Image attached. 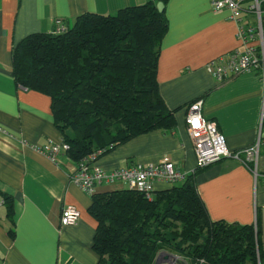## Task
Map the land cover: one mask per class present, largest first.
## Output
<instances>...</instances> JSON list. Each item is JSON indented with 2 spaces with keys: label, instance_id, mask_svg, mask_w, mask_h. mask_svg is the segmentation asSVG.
<instances>
[{
  "label": "crops",
  "instance_id": "obj_1",
  "mask_svg": "<svg viewBox=\"0 0 264 264\" xmlns=\"http://www.w3.org/2000/svg\"><path fill=\"white\" fill-rule=\"evenodd\" d=\"M155 0H0V264H97L92 250L97 222L89 214L91 196L70 181L76 165L65 153L53 162L33 146L58 143L50 98L15 85L13 47L33 33H50L60 20L70 27L81 14H114ZM211 0H168V29L157 63L159 93L173 112L172 131H153L120 145L94 163L110 172L128 165L169 161L183 173L196 169L193 143L186 131L187 108L202 101V115L216 124L227 149L238 152L257 138L263 84L259 74L244 73L218 81L206 72L213 59L240 51L238 24H256L251 0H236L240 22L227 10L213 11ZM264 7V0H261ZM255 180L242 162L223 159L201 169L196 188L212 221L250 225L264 209V144ZM155 191L170 188L159 183ZM119 190L100 189L97 193ZM10 200L11 213L4 199ZM66 206L80 212L76 225L61 227ZM264 239V218L262 217Z\"/></svg>",
  "mask_w": 264,
  "mask_h": 264
},
{
  "label": "trees",
  "instance_id": "obj_2",
  "mask_svg": "<svg viewBox=\"0 0 264 264\" xmlns=\"http://www.w3.org/2000/svg\"><path fill=\"white\" fill-rule=\"evenodd\" d=\"M167 1L109 15L84 13L62 30L59 20L52 32L30 34L13 47L15 85L50 98L60 140L69 147L65 155L75 163L174 129L157 83L168 22L156 4ZM201 169L150 198L128 189L92 195L97 264H155L161 252L187 264H263L261 210L250 225L212 221L196 188Z\"/></svg>",
  "mask_w": 264,
  "mask_h": 264
},
{
  "label": "built area",
  "instance_id": "obj_3",
  "mask_svg": "<svg viewBox=\"0 0 264 264\" xmlns=\"http://www.w3.org/2000/svg\"><path fill=\"white\" fill-rule=\"evenodd\" d=\"M210 7L215 12L227 10L230 20L240 22L239 15L242 8L238 1L211 0ZM248 11L255 14L256 24H238L235 36L241 50H235L228 55L211 60L205 70L218 81H227L244 73L259 74L263 84V101L255 143L241 151L230 152L216 124L202 115V101H195L187 108L185 125L193 143L196 168H205L223 159H234L244 163L257 180L260 177L257 171V161L260 147L264 144V32L261 27L264 10H262L261 0H251ZM33 149L56 162L57 155L65 153L69 147L60 140L58 143L49 142L43 146H33ZM184 176L169 161L128 165L107 172L94 163L93 156H88L77 163L76 170L70 176V181L90 196L102 188L119 187V189L135 191L150 198L157 184L165 183L172 186L183 180ZM261 215L264 218V209L261 210ZM79 218L80 212L75 207L66 206L61 210L59 225L61 227L74 226Z\"/></svg>",
  "mask_w": 264,
  "mask_h": 264
},
{
  "label": "water",
  "instance_id": "obj_4",
  "mask_svg": "<svg viewBox=\"0 0 264 264\" xmlns=\"http://www.w3.org/2000/svg\"><path fill=\"white\" fill-rule=\"evenodd\" d=\"M156 8L159 12H162L164 9V6L161 2L156 4ZM261 27L264 32V13L262 14L261 17ZM263 45H264V33H263ZM177 260V257L175 255L166 253V252H161L159 255L156 257L155 264H173Z\"/></svg>",
  "mask_w": 264,
  "mask_h": 264
},
{
  "label": "rangeland",
  "instance_id": "obj_5",
  "mask_svg": "<svg viewBox=\"0 0 264 264\" xmlns=\"http://www.w3.org/2000/svg\"><path fill=\"white\" fill-rule=\"evenodd\" d=\"M64 27V25H57V30H62ZM166 264V263H165ZM173 264H187L185 260H183L182 258L180 257H177V260L175 261V263Z\"/></svg>",
  "mask_w": 264,
  "mask_h": 264
}]
</instances>
